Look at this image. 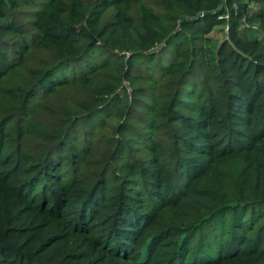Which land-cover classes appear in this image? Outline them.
<instances>
[{"label": "trees", "instance_id": "obj_1", "mask_svg": "<svg viewBox=\"0 0 264 264\" xmlns=\"http://www.w3.org/2000/svg\"><path fill=\"white\" fill-rule=\"evenodd\" d=\"M0 264H264V0H0Z\"/></svg>", "mask_w": 264, "mask_h": 264}, {"label": "rangeland", "instance_id": "obj_2", "mask_svg": "<svg viewBox=\"0 0 264 264\" xmlns=\"http://www.w3.org/2000/svg\"><path fill=\"white\" fill-rule=\"evenodd\" d=\"M219 28H214L211 35L216 38L215 43L221 38L222 34L219 33ZM215 43H213L211 46H213Z\"/></svg>", "mask_w": 264, "mask_h": 264}, {"label": "built area", "instance_id": "obj_3", "mask_svg": "<svg viewBox=\"0 0 264 264\" xmlns=\"http://www.w3.org/2000/svg\"><path fill=\"white\" fill-rule=\"evenodd\" d=\"M224 31H226V27H224Z\"/></svg>", "mask_w": 264, "mask_h": 264}]
</instances>
